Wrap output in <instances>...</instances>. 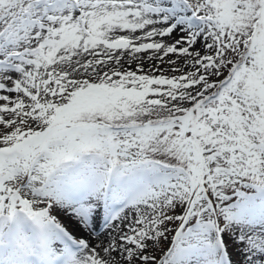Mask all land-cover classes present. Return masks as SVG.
Wrapping results in <instances>:
<instances>
[{
	"label": "snow or ice",
	"instance_id": "1",
	"mask_svg": "<svg viewBox=\"0 0 264 264\" xmlns=\"http://www.w3.org/2000/svg\"><path fill=\"white\" fill-rule=\"evenodd\" d=\"M0 93V218L52 224L85 154L163 174L74 264H170L169 224L179 242L224 223L226 186L264 188V0H0Z\"/></svg>",
	"mask_w": 264,
	"mask_h": 264
},
{
	"label": "rangeland",
	"instance_id": "2",
	"mask_svg": "<svg viewBox=\"0 0 264 264\" xmlns=\"http://www.w3.org/2000/svg\"><path fill=\"white\" fill-rule=\"evenodd\" d=\"M172 58L175 59V56ZM179 62L183 63L182 60ZM132 67L135 68V64ZM147 67L145 64L146 70ZM178 74L167 73L169 76ZM8 118L5 116V119ZM162 179V173L148 166H137L126 174H108L103 158L97 155H85L79 160L67 162L53 175L50 184L55 200L50 213L54 218L53 223L41 226L31 218L37 227L29 226L30 218L22 212L12 219L0 218L1 248L10 247L15 256H20L22 264H35V257L45 253L49 243L55 244L61 240L68 244L66 248L82 244L80 235H77L79 239L68 240L67 234H76L63 219L65 214H79L80 222L86 227L90 226L92 235H96L95 231L104 229L107 220L113 216L120 217L145 191ZM222 196L217 208H223L226 212L224 223L209 227L206 220H190L183 226L184 236L179 242L180 222L177 220L169 224L167 236L153 244L154 254L160 261L167 258L170 264H220L219 245L224 244L229 254L227 264H263L260 259L254 262L252 259L264 255V188L250 181H241L226 186ZM125 201L116 209L117 204ZM21 217L26 219L19 220ZM85 220H90L91 224L88 225ZM237 230L242 234L237 235ZM32 247L38 251H31ZM169 253L172 255L169 256ZM62 254L65 251H53L52 260ZM46 261L49 262L43 256L39 263Z\"/></svg>",
	"mask_w": 264,
	"mask_h": 264
},
{
	"label": "bare ground",
	"instance_id": "3",
	"mask_svg": "<svg viewBox=\"0 0 264 264\" xmlns=\"http://www.w3.org/2000/svg\"><path fill=\"white\" fill-rule=\"evenodd\" d=\"M119 217V216H117ZM63 219L65 220V222L72 228V230L74 231V233L76 235H80V237L84 238V242L88 243V244H97L98 240H104L107 237L110 236L109 232H111L114 228H113V223L114 221L117 219L112 220V222H110V224L106 227L105 231L100 234L99 236L96 235H92V232L90 230L91 227H86L82 224V222H80L79 219V214L76 215H72V214H68V215H64ZM86 225V224H85ZM237 235L238 234H242V232L240 230L236 231ZM59 246L54 245L52 246V249H57ZM79 256V255H77ZM257 259H260L261 263L264 264V255H259L258 257H253L252 262L256 261Z\"/></svg>",
	"mask_w": 264,
	"mask_h": 264
}]
</instances>
